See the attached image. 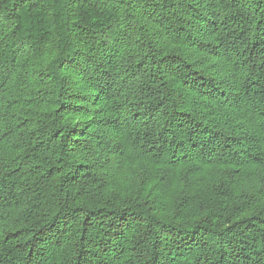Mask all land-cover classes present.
<instances>
[{
    "label": "trees",
    "instance_id": "1",
    "mask_svg": "<svg viewBox=\"0 0 264 264\" xmlns=\"http://www.w3.org/2000/svg\"><path fill=\"white\" fill-rule=\"evenodd\" d=\"M0 264H264V0H0Z\"/></svg>",
    "mask_w": 264,
    "mask_h": 264
}]
</instances>
